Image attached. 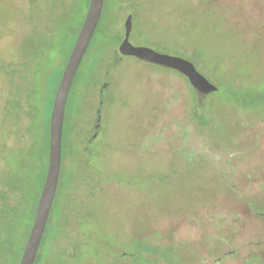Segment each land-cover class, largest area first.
Segmentation results:
<instances>
[{
    "label": "rangeland",
    "instance_id": "obj_1",
    "mask_svg": "<svg viewBox=\"0 0 264 264\" xmlns=\"http://www.w3.org/2000/svg\"><path fill=\"white\" fill-rule=\"evenodd\" d=\"M35 1L0 0L2 168L9 150L18 148L25 155L34 140L42 145L48 92L66 66L70 28L84 18L78 12L53 47L38 55L43 68L41 80V72L31 76L38 89L34 116L22 111L15 119L3 105L10 93L7 71L33 31L28 18H33ZM219 4L229 8V24L264 32V0ZM209 6L205 0H105L66 106L65 140L79 148L84 172L74 155L63 156V187L37 264H247L254 254L264 258V119L238 128L214 113V124L202 129L193 119L198 94L186 76L117 52L128 15H133V31L139 22L145 35L131 32V42L159 50L160 41L189 42L196 36L187 30L200 15L193 23L192 17ZM39 26L42 33L45 25ZM221 38L220 31L210 37ZM172 46L162 52L178 55ZM221 46L217 54L227 55L222 63L231 70L242 68L243 57ZM258 65L257 73L263 67ZM197 68L215 81L199 63ZM100 105L99 135L87 144Z\"/></svg>",
    "mask_w": 264,
    "mask_h": 264
},
{
    "label": "trees",
    "instance_id": "obj_2",
    "mask_svg": "<svg viewBox=\"0 0 264 264\" xmlns=\"http://www.w3.org/2000/svg\"><path fill=\"white\" fill-rule=\"evenodd\" d=\"M205 1L211 6L202 11L201 14L192 17V23L199 18L197 17L199 15L201 19L199 18L196 25L190 26L192 32L189 31L190 29L187 30L189 33L196 34V36L193 35V38L190 39L189 42L185 40L178 41V39L172 40L171 42L160 41V43L157 44L158 48L163 51L174 45L175 49L178 51V55L190 59L194 62L196 67L199 63L201 67H203L204 70L206 69L208 74L215 79L216 82L209 80L213 82L218 89L208 94L202 106L199 105L197 99V104L195 108H193L195 111L196 109L198 110V112L194 114L195 117L193 119L201 125L202 129L206 130L209 126L214 124L215 118L212 117L214 113L216 117L221 116V119L223 118L226 124L230 122L236 123L235 125L238 128H240L242 123L249 122L253 119L256 121L263 120L264 32L242 27L234 24V22H230L229 24L228 21H231V18L228 7L220 5L219 0ZM89 2L90 0H86V3L84 2L86 6L83 10H81L83 5L82 0H36L33 2L32 6L35 7V12L33 13L32 19L28 18L33 31H31L29 37L23 41L20 52H15L18 62L15 65L13 64V68H11L9 72L7 71L9 75L8 84L10 93L3 100V105L4 110L15 114V119L18 118V113L22 111L25 112L28 118L34 116L33 111L34 108H36L35 96L38 89L35 83H32L31 76L35 75L36 77L38 72H41L39 76L41 80L43 68V64L41 66V62L43 61L41 60V56L38 55L43 54L46 50L53 47L61 29L70 25L78 12L83 13L85 18ZM45 10H48V12H45ZM47 13H49V15H47ZM84 18L79 22L78 26H72L70 28V52ZM36 20L37 23L35 22ZM42 22L45 26L43 32L40 33L38 31L40 27L39 23ZM138 24L139 22H137L135 31H133L135 23L133 24L132 34L134 33L137 36L141 35V37H144V32L138 27ZM248 30L254 33L252 38L248 36ZM219 31L222 32L220 41L216 42L210 39L212 34L215 36ZM39 35H42V37L39 41H36L39 39ZM206 40H208V43H206ZM220 43L232 49L235 56L239 57L241 55V57H243L245 61L243 62L242 68L231 70L222 63V57L227 55L224 53L217 54V51L219 53V50L221 51L222 49V46L218 45ZM90 45L89 43L87 50ZM70 52L63 60L64 65H66ZM119 55L122 56L120 53ZM216 56L217 61L215 60ZM259 63L263 64V67L257 73V66H259ZM63 71L64 67L56 77L54 87L48 92L50 95L47 97V117L42 123V145L40 146L38 139H36L30 147V150L27 149L26 152H24L25 155L22 154V150L18 148H13L7 152L8 154L3 155L5 161L3 165L4 168L0 167V264H19L24 246L28 239L27 237L29 236L33 224L39 196L48 170L51 111ZM26 84H29V86L25 87ZM68 133L65 110L62 160L64 155H66L67 160L72 159L74 155L78 170L84 172L79 160V148L76 146L73 147L65 140L66 134ZM7 143L8 142L5 141L4 147H6ZM35 143H37L36 153L35 149H33ZM35 156L36 159L33 162V157L35 158ZM32 164L35 166L32 167ZM62 169L61 165L60 179L52 208L63 187V183L61 182ZM47 225L43 236L47 231ZM39 251L40 249L38 250L34 264L39 262ZM246 260L247 264H264V258L259 254H254Z\"/></svg>",
    "mask_w": 264,
    "mask_h": 264
},
{
    "label": "water",
    "instance_id": "obj_3",
    "mask_svg": "<svg viewBox=\"0 0 264 264\" xmlns=\"http://www.w3.org/2000/svg\"><path fill=\"white\" fill-rule=\"evenodd\" d=\"M104 1L105 0H90L86 17L82 23L58 84L50 118L47 175L39 196L34 221L19 264H34L37 257L60 179L63 125L68 95L79 65L102 15ZM124 26L125 35L118 47V52L122 56H134L143 62L180 72L189 79L192 86L197 91L198 103L200 106L205 103L210 92L218 89L213 82L197 69L194 62L190 59L149 48L148 46L134 45L130 40L133 29L132 14L127 16Z\"/></svg>",
    "mask_w": 264,
    "mask_h": 264
},
{
    "label": "flooded vegetation",
    "instance_id": "obj_4",
    "mask_svg": "<svg viewBox=\"0 0 264 264\" xmlns=\"http://www.w3.org/2000/svg\"><path fill=\"white\" fill-rule=\"evenodd\" d=\"M101 104H102V101H101ZM101 106L97 109L96 112V123H95V126H94V130L95 132L92 134V136L90 137V140L88 141L87 144H90L91 142H93L96 137H98L99 135V131H100V128H101Z\"/></svg>",
    "mask_w": 264,
    "mask_h": 264
}]
</instances>
